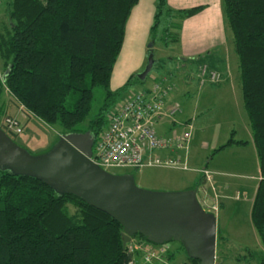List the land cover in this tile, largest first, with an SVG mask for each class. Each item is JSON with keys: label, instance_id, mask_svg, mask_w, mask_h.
<instances>
[{"label": "trees", "instance_id": "1", "mask_svg": "<svg viewBox=\"0 0 264 264\" xmlns=\"http://www.w3.org/2000/svg\"><path fill=\"white\" fill-rule=\"evenodd\" d=\"M139 1L9 0L0 17V102L8 91L28 116L58 127L60 136L90 132L100 139L112 108L132 85L143 83L134 74L119 90L110 88L127 24ZM204 8L176 10L168 0H157L152 33L162 26L163 35L157 40L165 47L181 43L184 20ZM222 11L238 56L259 159L251 218L264 249V0H222ZM198 61L207 64L205 57ZM154 81L175 88L168 78ZM96 87L106 90L107 101L89 120ZM5 114L0 105V128L14 140L12 136L20 134L7 130ZM247 144L233 137L218 151ZM123 232L120 222L81 198L59 195L34 177L0 170V264H129L132 258L143 264V255L130 253L129 246L135 238L138 243L150 242L137 235L125 248ZM217 237L219 250L220 234ZM166 248L167 257L173 259L175 252ZM186 258L200 264L187 253ZM259 263L264 264V250Z\"/></svg>", "mask_w": 264, "mask_h": 264}, {"label": "rangeland", "instance_id": "2", "mask_svg": "<svg viewBox=\"0 0 264 264\" xmlns=\"http://www.w3.org/2000/svg\"><path fill=\"white\" fill-rule=\"evenodd\" d=\"M8 2L9 0L0 1V15L1 11L4 13ZM154 20L155 18L153 17L148 24L146 21L138 25V21L133 19L127 27L125 43L113 72L111 90H119L125 86L132 75H139L145 70L152 44L156 63L147 80L143 83L132 85L128 90L129 93L123 94V99L118 101L117 105L132 93L141 90H152L153 85L157 82L154 81L155 77H158V79L162 77L169 79V76L173 75L174 78L169 80H172L171 82L175 87L174 90L178 92H182L184 88H190L188 85L192 83L193 77L201 81L200 72L203 65L200 63L198 66H194L193 64L181 62L177 56V45H171L173 48L171 49V46L165 47L160 39L157 40L163 35L164 29L161 26L158 32L152 33ZM207 64L213 68L209 63ZM228 70L231 72L230 67ZM212 71L218 72L221 75V80L218 83L210 84L218 85L225 81L226 76L221 70L213 68ZM1 72L0 69V74ZM183 79L185 80L184 82ZM196 82L193 83L191 88L193 89L194 97L201 93L199 82L198 84ZM206 85H204L205 87L202 86L204 88L202 90L203 93L208 89L216 88V86ZM214 97L210 98L208 103H206L205 99V104L208 105H204L202 102L196 108L194 144L199 145L201 151L200 160H198L200 169L207 165L210 170L219 169V172L224 173V175L215 176L217 183H219L221 199H217L214 192L215 183L201 184L200 180L203 175L200 172L156 167H145L138 170L132 168L111 169L110 172L114 174H130L140 188L151 191L181 192L198 189V198L202 206L217 216V235L220 234L221 237L218 245H221L219 250L217 249L216 264H260L259 259L263 255L264 249L251 218L252 207L260 180L259 159L256 148L251 144L249 147L234 146L218 151L221 146L225 145L233 137L235 140L248 141L250 137L248 117L244 107H242L244 112L239 113L236 109H231L228 104H214ZM106 101V90L103 87H96L89 120L100 113ZM178 101L180 103L183 101L181 95ZM0 105L6 110V114L3 115V122L9 116L20 119L23 133L15 135V137L12 134L18 145L33 155L45 153L55 145L60 136L58 127L48 126L39 119L28 116L24 108L16 105L8 91L2 96ZM156 128L161 133L164 126L157 125ZM215 149L216 151H213ZM189 166L190 168L198 169L191 166L190 163ZM208 205H216V209L211 210ZM136 240L137 238L133 242L135 243ZM165 246L175 252V257L169 260L166 256L163 264H186L189 262L180 242L172 241Z\"/></svg>", "mask_w": 264, "mask_h": 264}, {"label": "water", "instance_id": "3", "mask_svg": "<svg viewBox=\"0 0 264 264\" xmlns=\"http://www.w3.org/2000/svg\"><path fill=\"white\" fill-rule=\"evenodd\" d=\"M156 63L153 44L145 82ZM95 137L90 133L61 135L47 152L33 155L0 128V170L34 177L59 195H74L109 214L124 228L123 246L142 235L150 243L180 242L189 258L216 264L217 216L206 210L198 189L157 192L140 188L132 175L114 174L93 162Z\"/></svg>", "mask_w": 264, "mask_h": 264}, {"label": "built area", "instance_id": "4", "mask_svg": "<svg viewBox=\"0 0 264 264\" xmlns=\"http://www.w3.org/2000/svg\"><path fill=\"white\" fill-rule=\"evenodd\" d=\"M200 79L201 86H204L220 82L221 75L204 64ZM170 91L171 87L155 83L152 90L132 93L118 103L110 111L106 130L100 139L95 140L93 162L107 171L121 168L138 170L145 167L191 170L188 159L193 139V124L183 123L180 125L183 127L181 130H176L170 135H160L156 129V126L166 119L176 121L181 112L178 103L169 104ZM4 124L10 132H23L17 117H6ZM163 152L172 155L160 156ZM201 172L204 181L212 184V172L208 169ZM208 208L215 210L216 205H208ZM129 250L130 253L142 251L143 264H163L169 251L163 245L146 242L131 244ZM129 264L137 262L132 258Z\"/></svg>", "mask_w": 264, "mask_h": 264}, {"label": "crops", "instance_id": "5", "mask_svg": "<svg viewBox=\"0 0 264 264\" xmlns=\"http://www.w3.org/2000/svg\"><path fill=\"white\" fill-rule=\"evenodd\" d=\"M156 4L157 0H140L138 5L132 11L127 27L130 25L129 23L133 21V19H136L138 21V25L139 23L143 24L146 21L148 24L150 22V19L155 17ZM168 4L170 7L176 10H186L200 6L205 7L198 14L184 20L181 31V43L172 44V46H178V55H176L179 57L178 59H180L181 62L198 66L201 63L200 61H198L199 58L205 57L207 63H209L213 68H218L219 70H221L226 76L225 81L221 84H207L206 86H216V88L208 89L205 93H203L202 91L204 90V88L200 85V80L196 77H193V80L191 81L192 83L188 85V87L190 88H184L182 92H178L176 90L171 91L172 93L170 94L168 101L169 104L174 105L178 103L181 107V112L178 114L176 120L178 121V123L173 120H170V122L168 119H166L163 123L159 124L161 126H164L163 130H161V133L158 132L160 135H170L176 130H181V128L183 127H181L180 125L183 123L193 124V139L188 160L191 166H193L194 168H198H191L192 170L190 171H195L198 173L200 172L202 174L201 170L210 169L209 167H207V165H205L203 169H200L198 165L201 151L199 149V145L194 144L196 130V119L194 118L196 116V108H198V106L201 105L202 102L204 105H208L205 104V99L206 103H208L209 99L215 96V99H213L214 104H228L231 106V109H236V111H238L239 113H243L245 111L247 115L243 100L242 84L239 72V60L235 52L234 45L231 42L229 34L225 28V20L222 11V0H168ZM172 46L171 49H173ZM229 67L231 72L228 70ZM232 67L235 69L233 70ZM170 78H174L173 75H170L169 79ZM169 79L168 81H170ZM184 81L185 80L183 79V82ZM196 81L199 82L201 93H198V96L194 97L192 91L193 89L191 88L193 86V83ZM198 82L196 83L198 84ZM180 95L183 97V101L181 103L180 101H178ZM242 107H244V111L242 110ZM248 127L250 131L248 144L241 145L240 147H249L251 144L255 147L253 143V136L250 128L249 118ZM234 146L238 147L239 145H233L228 148ZM213 151H216V149ZM170 155L172 154H170L169 152H163L162 154H160V156ZM217 170L214 169V171H210L212 172L213 184L215 183L214 192L217 196V199H221V192L219 191L218 187L219 183H217L215 176L224 175V173L219 172V169ZM200 181L206 184V182L204 181V176ZM136 243H138L137 240L135 243L133 242L131 244L135 245ZM137 252L143 255L142 251L138 250Z\"/></svg>", "mask_w": 264, "mask_h": 264}]
</instances>
